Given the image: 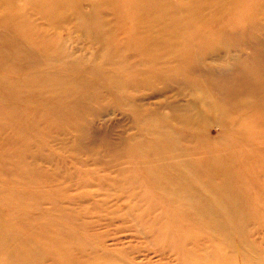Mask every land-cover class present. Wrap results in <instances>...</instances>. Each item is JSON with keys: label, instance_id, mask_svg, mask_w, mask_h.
<instances>
[{"label": "rangeland", "instance_id": "374dc122", "mask_svg": "<svg viewBox=\"0 0 264 264\" xmlns=\"http://www.w3.org/2000/svg\"><path fill=\"white\" fill-rule=\"evenodd\" d=\"M0 264H264V0H0Z\"/></svg>", "mask_w": 264, "mask_h": 264}, {"label": "bare ground", "instance_id": "6f19581e", "mask_svg": "<svg viewBox=\"0 0 264 264\" xmlns=\"http://www.w3.org/2000/svg\"><path fill=\"white\" fill-rule=\"evenodd\" d=\"M45 1H48V0H45ZM57 5H58V3H57ZM158 7H159V5H158ZM155 9H156V8H155ZM157 9H158V8H157ZM157 9H156V10H157ZM168 10L171 11L170 9H168ZM158 11H159V9H158ZM161 12H162V11H161ZM165 12L168 13V11H167L166 9H165ZM178 39H180V38H178ZM240 244H241V243H240ZM236 245H237V244H236ZM238 245H239V244H238ZM249 245H250V244H249ZM249 245H248V246H249ZM244 246H245V245H244ZM246 246H247V245H246ZM241 248H242V247H241ZM246 248H247V247H246ZM247 249H248V248H247ZM249 249H250V248H249ZM240 251H241V249H240ZM244 252H245V251H244ZM244 254H245V253H244ZM245 255H246V254H245ZM253 259H254V258H253Z\"/></svg>", "mask_w": 264, "mask_h": 264}]
</instances>
